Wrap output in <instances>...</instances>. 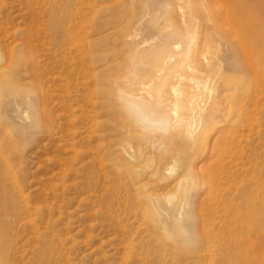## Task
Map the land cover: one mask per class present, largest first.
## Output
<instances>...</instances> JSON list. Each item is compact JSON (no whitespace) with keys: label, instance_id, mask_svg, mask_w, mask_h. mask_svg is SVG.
<instances>
[{"label":"rangeland","instance_id":"rangeland-1","mask_svg":"<svg viewBox=\"0 0 264 264\" xmlns=\"http://www.w3.org/2000/svg\"><path fill=\"white\" fill-rule=\"evenodd\" d=\"M76 1L71 12L81 21L71 47L54 46L45 32L48 21L41 19L43 41L51 47L39 45L36 71L23 47L26 10L17 0L5 1L17 27L11 28L10 64L0 78V128L12 141L3 139L8 146L0 154V264H264L263 104L245 109L234 142L209 138L193 149L176 130L145 141L114 92L125 79L130 35L151 41L163 23L152 2L171 6L167 21L179 28L190 17L185 4L195 7L199 42L212 57L219 49L236 51L232 32L253 35L258 1L264 0ZM236 53L223 70L238 98L250 75ZM199 58L195 66L209 71ZM47 95L45 129L37 111L45 109ZM219 147L220 159L212 165L213 158L206 160ZM181 157L194 159L204 176L199 180L182 168ZM18 188L25 196H18Z\"/></svg>","mask_w":264,"mask_h":264},{"label":"bare ground","instance_id":"bare-ground-1","mask_svg":"<svg viewBox=\"0 0 264 264\" xmlns=\"http://www.w3.org/2000/svg\"><path fill=\"white\" fill-rule=\"evenodd\" d=\"M5 1L6 0H0V9H5V5H7ZM57 1L58 0H17V7L19 6L21 9L26 10L28 21L26 24L27 32L24 34L23 47L26 49L25 59L32 67H34L32 68L33 71H36V67L39 64L38 58L41 57L38 54V49H40L39 45L45 43L43 41L45 39L43 36L46 35H41V32H43L41 31L40 26L42 24H40L41 19L48 21L49 31L45 30V32H48L47 35L51 38V43L54 46L59 44L60 47L67 44L68 47L70 46V38L74 26L80 24L79 21H81V17L77 16V12H71V9H73L71 6L72 0H61L62 2L60 5L59 3H56ZM185 5H187V10L190 12V17L187 19L186 23L184 22V27L181 26L182 28H179L176 23H174L176 24L175 26L173 23L167 21V15L170 14L173 9L171 6L152 2V12L154 14L156 13V15L159 13L158 16L162 15L161 20L163 23L156 25L155 30H157V34L155 37L151 38V41L140 42L138 41L139 38L136 37V34L130 35L129 39L133 44V50L131 51V54H129V64L124 68L125 79L115 83L114 92L118 101H120L122 112L139 130L140 135L141 137H144V140H156L161 136L168 135L170 131L176 130L181 139L186 140L191 144L193 149L201 143H206L209 138H213L214 142H218L219 144L234 142L237 138L235 135V127L240 121L244 122L245 109L248 108V106H253L255 108L258 105H261V103L263 104L264 109V31L261 29L264 27V2L262 3L258 1V10L260 13L257 12L258 15L256 16L257 19L255 22V24L258 25V28L253 29V35L252 30L248 31L244 36L241 35L242 37H239V34L236 35L238 31L236 33L232 32L235 34L234 37L236 42L233 49H236V51L231 50V48V51L227 50V52L221 53V49H219L212 57L207 55V53H209V47L204 46L199 42L200 38H198L196 23L198 15L195 7L190 5L189 2ZM146 10L148 9L146 8ZM3 11L1 12L0 10V78L5 75V72L9 68L11 52L8 49L10 46L7 45V42L10 38L14 39L11 28L15 29L17 27L13 22L15 16L13 17L11 15L12 12H8L7 9ZM169 19L171 18L169 17ZM150 22L148 23L150 24ZM251 27L252 25L250 28ZM77 43H79V41ZM80 45L81 43L79 46ZM7 46L9 47L7 48ZM47 46L51 47L50 44ZM46 50L47 49L44 51ZM234 52H237V56H239L241 61L244 62L246 66L245 68L250 75L249 87L242 93L241 91L239 92L241 93V95L239 94V97L241 96L240 98H235L234 94L230 92L226 85V79H228V76L223 70L227 58H231V54ZM226 53L228 54L226 55ZM199 56L203 57V62L206 61L209 71H205V68L204 70H199L200 68L198 69L195 66L196 61L198 59L201 60ZM198 62L199 61H197V64L200 65ZM204 67L206 66L204 65ZM189 70L196 71V74H187ZM124 76L122 74V78ZM36 86L40 89L43 85L37 80ZM244 89L245 88H243V90ZM39 98L38 95V100ZM47 99H49L48 95L45 104H43L45 109L39 108L37 111L39 118L46 122L44 124L46 125L44 126L45 129L50 127L48 125H50L49 117L51 115L47 108ZM14 104V110H19L20 105L18 103ZM226 107H229L230 109L228 110V115L225 113ZM250 109H252V107ZM254 111L257 110L255 109ZM253 114L254 115L252 116L256 115L255 112ZM221 118H224V120L226 119L227 123L229 121L230 126L225 127V125L222 124V120H218ZM219 123H221V125H219ZM249 124L250 123H248V125ZM224 132H226V136L225 134L222 135ZM262 132V137L264 138V130ZM4 138H7V134L0 128V154H2L8 146L7 143V146L5 145L6 148L3 146ZM231 138H233L234 141ZM7 141L8 143L12 142H10L8 138ZM149 143L151 144L152 142ZM219 149L220 147L216 150H214V148L212 150L210 149L212 155H210V158L206 161L213 158L211 164L213 165L215 162L217 164L220 158L215 152ZM241 149L242 148H240V151H242ZM207 155L205 157H207ZM214 156L216 157L214 158ZM0 159L2 158L0 157ZM179 162L182 168L185 167V169H188L190 172H194L195 178L200 180L201 175L204 176L206 170H198V168L196 170L194 159L192 161L191 159L181 157ZM9 168L11 167L9 166ZM5 169H8V167H5ZM167 169L171 170L172 166L168 165ZM14 173L15 172H13L12 177ZM230 174H233V172H230ZM12 184L14 185V183ZM17 184H19V181H17ZM21 190L18 188V196H25L22 194L23 192L21 193ZM17 194L15 195L17 196ZM172 196L174 195H171V197ZM23 198L25 199V197ZM24 199L21 200L27 202V198L25 199L26 201ZM27 204L28 203L25 204L26 207ZM26 217L29 218V216ZM23 220L25 221L26 219Z\"/></svg>","mask_w":264,"mask_h":264}]
</instances>
